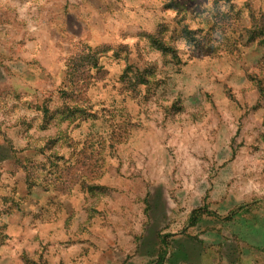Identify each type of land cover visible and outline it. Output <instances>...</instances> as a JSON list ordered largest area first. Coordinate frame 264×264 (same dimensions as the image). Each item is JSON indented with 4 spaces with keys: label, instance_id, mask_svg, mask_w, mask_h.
Masks as SVG:
<instances>
[{
    "label": "rangeland",
    "instance_id": "374dc122",
    "mask_svg": "<svg viewBox=\"0 0 264 264\" xmlns=\"http://www.w3.org/2000/svg\"><path fill=\"white\" fill-rule=\"evenodd\" d=\"M0 264H264V0H0Z\"/></svg>",
    "mask_w": 264,
    "mask_h": 264
}]
</instances>
